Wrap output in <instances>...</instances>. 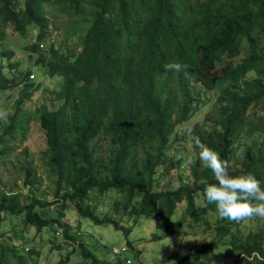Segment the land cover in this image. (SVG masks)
I'll use <instances>...</instances> for the list:
<instances>
[{
	"label": "trees",
	"instance_id": "obj_1",
	"mask_svg": "<svg viewBox=\"0 0 264 264\" xmlns=\"http://www.w3.org/2000/svg\"><path fill=\"white\" fill-rule=\"evenodd\" d=\"M50 6L77 19L68 41L62 33L55 38L46 14ZM32 31L38 35L24 50L38 57L30 56V63L64 78L56 92L63 106L54 111L44 107L37 118L47 144L43 157L56 176L55 201L35 196L32 189L38 191L42 184L32 181L31 165L24 163L22 184L32 189L22 201L20 192L7 194L0 188V224L3 213L14 215L22 228L32 225L39 233L56 225L71 240V226L62 219L76 210L96 225H113L130 235L132 229L121 224L116 212H131L157 216L165 236L217 233L179 264L220 246L231 247L238 264H264V225L238 238L244 220L219 218L216 205L205 198L203 205L197 203L204 197L201 178L209 183L215 179L202 166L194 143L199 137L229 162L231 175L251 172L264 187V117L256 116L257 108L264 107V0H0V42L9 39L8 33L27 37ZM13 55L0 53V90L22 86V93L0 144L14 131L26 139L31 112L22 104L31 88L39 86L29 80L31 67L18 69L19 61L9 63L10 76L4 71L3 61ZM170 62L181 63L184 71H167L164 65ZM212 100L213 109L190 133L195 155L184 169L185 162L171 154L179 140L176 128L187 125ZM171 112L180 117L170 121ZM102 141L109 145L106 153ZM171 174L181 182L177 188ZM109 190L118 195L116 212L98 214L91 195ZM55 204L59 216L48 218L43 209ZM8 237L5 245L0 243V264H16V239ZM81 247L89 264H110ZM115 250L119 260L127 251ZM126 263L134 264L131 259Z\"/></svg>",
	"mask_w": 264,
	"mask_h": 264
},
{
	"label": "rangeland",
	"instance_id": "obj_2",
	"mask_svg": "<svg viewBox=\"0 0 264 264\" xmlns=\"http://www.w3.org/2000/svg\"><path fill=\"white\" fill-rule=\"evenodd\" d=\"M47 17L52 22V28L55 38L58 35L65 34L64 40H69L73 35L77 19L70 20L65 14H62L52 7H48ZM85 33V29L79 32ZM38 31H32L27 37L17 36L16 34L8 33L9 39L5 42H0V53L3 51H13L14 55L10 60L5 59L4 71L12 74L14 71L10 69L9 63L19 61V70L25 71L31 67L32 73L36 74L35 82L38 87L31 88L30 96L24 99L22 108L31 112V116L26 126L25 138L18 132H12L11 135L5 138L3 144H0V188L7 194L20 192V198L24 201V197L30 194L32 188L26 189L22 184L23 172L21 165L29 163L32 169V181L41 182V186L37 189H32L36 197H46V201L53 203L55 201V187L53 179L56 178L55 172L51 171L43 157V152L47 149L46 138L44 131L41 129L38 118V112L43 111L44 107L47 110H58L63 106V100L56 97V92L61 89L64 78L58 74L51 77L48 75L45 67H39L35 63H30L29 57L37 58L38 55L30 54L24 50V46L30 44L36 39ZM79 48L78 50H80ZM234 54L232 53V56ZM234 58V60H237ZM1 60V58H0ZM37 66L38 71L34 72V67ZM255 77V74H252ZM264 80V77H263ZM199 87V86H198ZM192 90L199 92L197 86L192 84ZM22 86L13 87L4 91L0 90V113L6 114L4 118H0V135L10 117L14 114L13 107L15 101L21 96ZM214 100L210 101L203 107L202 113L196 115L187 125H180L176 128L178 133V141L174 143L171 154L176 158L178 153L185 152L194 158L193 148L190 142V133L198 122H203L206 114L213 109ZM263 106V105H262ZM254 107L251 110L253 114ZM257 118L264 117V107L257 108ZM177 112L168 114L170 121L179 118ZM261 126V125H260ZM188 136V137H187ZM187 137V138H186ZM176 136L172 138V141ZM102 152L106 153L109 145L106 141L100 143ZM172 146V148H174ZM238 148V153H243V149H239L238 143H235ZM182 168L188 169L190 163L184 161ZM173 181V188H177L181 182L177 175L170 176ZM95 201L94 206L98 214L104 212L116 211L113 209V203L118 200V195L114 190H109L103 195L93 193L91 195ZM198 204H204V197L200 196L197 200ZM43 210H48L47 217L55 219L58 215L57 204L45 207ZM116 212L125 228L132 229L130 235H126L124 231L116 229L113 225H96L89 218L81 216L76 210L67 212L66 217L62 219L63 224L71 226L69 236L74 239L69 240L65 236V229L59 226L44 227L41 232H37V228L28 225L22 228L21 219L18 216L2 214L3 221L0 224V243L6 244L5 240L12 236L16 239V250L18 257L13 260L16 264H58L62 260L64 264H89L83 255H81L83 244L84 247L90 249L92 253L102 261L110 264H127L126 259H131L134 264H179L190 251H198L202 246L212 240L217 234L215 231L209 233H197L189 235H171L165 236V227L158 226L157 216H148L141 214H126L120 211ZM179 214L177 213L176 217ZM184 215H179L183 218ZM164 222V221H163ZM264 225V219L254 217L244 220L238 238H246L251 232L260 230ZM15 233V235L13 234ZM158 235V239L154 236ZM132 243V246L130 245ZM60 247V248H57ZM126 249L122 259L114 256V250ZM34 251V253H31ZM236 252L231 247L220 246L218 250H214L207 255H200L188 260L182 264H238L232 257ZM174 261V262H173ZM120 262V263H118Z\"/></svg>",
	"mask_w": 264,
	"mask_h": 264
},
{
	"label": "clouds",
	"instance_id": "obj_3",
	"mask_svg": "<svg viewBox=\"0 0 264 264\" xmlns=\"http://www.w3.org/2000/svg\"><path fill=\"white\" fill-rule=\"evenodd\" d=\"M164 67L175 74L184 71V66L179 62H170ZM31 75L34 77H30ZM35 79L36 74L31 72L29 80ZM5 115L0 113V118ZM187 131L191 133V129ZM194 143L199 149L198 157L202 166L210 169L214 175L215 183H209L204 178H201L200 183L204 185L206 202L216 205L219 218L237 222L254 217L264 219V187L261 180L251 172L231 175L229 162L222 159L217 151L202 143L199 137L194 138ZM176 159L192 162V157L185 152L178 153Z\"/></svg>",
	"mask_w": 264,
	"mask_h": 264
},
{
	"label": "built area",
	"instance_id": "obj_4",
	"mask_svg": "<svg viewBox=\"0 0 264 264\" xmlns=\"http://www.w3.org/2000/svg\"><path fill=\"white\" fill-rule=\"evenodd\" d=\"M30 77H34V75H31ZM115 252H116V253H119V251H118V250H115Z\"/></svg>",
	"mask_w": 264,
	"mask_h": 264
}]
</instances>
